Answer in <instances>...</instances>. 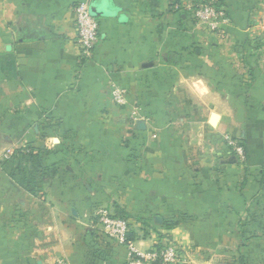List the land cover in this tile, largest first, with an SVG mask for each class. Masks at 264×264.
I'll return each instance as SVG.
<instances>
[{"label": "crops", "instance_id": "crops-1", "mask_svg": "<svg viewBox=\"0 0 264 264\" xmlns=\"http://www.w3.org/2000/svg\"><path fill=\"white\" fill-rule=\"evenodd\" d=\"M82 1L0 0V152L30 146L43 174L29 193L0 169V264H127L94 220L110 202L128 221L147 218L129 228L138 251L171 241L188 264L232 250L264 264V0L243 1L214 42L185 33L172 0H105L113 14L97 18L86 63ZM112 84L126 90L124 108Z\"/></svg>", "mask_w": 264, "mask_h": 264}, {"label": "built area", "instance_id": "built-area-1", "mask_svg": "<svg viewBox=\"0 0 264 264\" xmlns=\"http://www.w3.org/2000/svg\"><path fill=\"white\" fill-rule=\"evenodd\" d=\"M91 3V0H84L75 7L74 11L76 19L75 41L79 49V56L84 63L91 58L95 44L98 41L99 23L97 18L91 16L89 13ZM197 16L210 29L217 28L219 24L228 25V20L224 17L223 12L215 11L207 6L203 7L197 13ZM126 95V90L116 84L111 85L110 98L112 103L117 107H124L126 105ZM224 140L232 154L240 162H243L245 156L241 144L226 135L224 136ZM27 153L28 150L23 151V154ZM17 158L18 153L15 150H5L0 155V167ZM94 220L100 226L103 235L107 239L127 251L129 256L127 264H188L187 259L184 258L185 252L183 248L171 241L158 243L146 252L138 251L134 246V242L129 239L128 223L123 219L115 217L106 208L98 209Z\"/></svg>", "mask_w": 264, "mask_h": 264}, {"label": "rangeland", "instance_id": "rangeland-1", "mask_svg": "<svg viewBox=\"0 0 264 264\" xmlns=\"http://www.w3.org/2000/svg\"><path fill=\"white\" fill-rule=\"evenodd\" d=\"M243 1H247V0H172L169 1V8H170V12H173L174 15H177L178 17H183V22H184V32L185 33H189L190 31H192L193 29H198L200 28V32L206 36H212L211 38L209 37L208 39H211L214 42V39L219 40V41H223V38L226 36V28L228 27L229 23L231 22V16H233L234 14H238V8L242 7L243 9ZM177 2V3H176ZM210 7L212 9H214L215 11H220L223 12L224 17L228 20V25H223V24H219L217 28L215 29H210L205 23H202L200 18L197 16V13H199L201 11V9L203 7ZM230 9L229 10H227ZM241 9V11L239 13H242L243 16V10ZM231 14V15H230ZM207 41L203 42L206 43ZM195 45V44H193ZM200 49L197 46L191 47L190 49L186 48L185 50V57H184V69H191L192 68V62L191 59H195V50ZM188 51V54L187 52ZM188 58H187V57ZM172 66H175V62L172 61ZM207 67V66H206ZM112 102V101H111ZM113 104V103H112ZM115 108H117V106L115 104H113ZM124 108V107H123ZM134 118L133 117H128V121H133ZM225 141V140H224ZM226 143V141H225ZM227 145V144H226ZM30 147L28 145H24L18 149H15V151H19L22 150L24 148ZM31 148V147H30ZM33 149V148H32ZM7 150V149H5ZM3 150L2 152H0V155L5 151ZM14 150V149H12ZM33 159L32 162L33 163V167H30V163L27 162V164L25 165V167H20V161H18L17 159H14L13 161H11L10 163H6L4 164L3 167H0V169L2 171H4L8 178L13 181L15 184H18L22 189H24L25 192H29V193H37L39 191H37V184H38V180L39 178H41L43 176L39 175V173L37 172V174L35 173L34 169L36 166V161L37 158L39 156V153H37L34 149H33ZM43 155V154H42ZM23 166V165H21ZM96 176L93 175V182L95 183V178ZM104 186H106V191L110 194L113 193V187H110V182L109 180H107V178L105 179V182L103 183ZM110 188V189H108ZM110 212L113 215H117V217L119 216L121 219H123L124 221H126L129 225V228L131 227V225H133V223H135V221L137 223H139L141 226H143L144 228H147L148 226V220L145 216H143V212H136L135 215L133 216L134 219H136L135 221H128L129 217L125 216V214L119 213V207L116 205L115 202H110ZM133 222V223H132ZM154 222V221H153ZM154 225H156L155 223H153ZM151 225V224H149ZM243 244V242H242ZM243 247V245H242ZM243 250V249H242ZM3 254V251H2ZM1 255V252H0ZM7 257L9 262H15V253L13 250H8L7 253ZM224 256H219V257H215V262L214 264H238V261L240 258H242L243 260V251L242 253L236 251V250H232L228 255L225 256V258H223Z\"/></svg>", "mask_w": 264, "mask_h": 264}, {"label": "water", "instance_id": "water-1", "mask_svg": "<svg viewBox=\"0 0 264 264\" xmlns=\"http://www.w3.org/2000/svg\"><path fill=\"white\" fill-rule=\"evenodd\" d=\"M89 13L91 16L95 18H101V17H110L112 16L113 12L109 10L107 2L105 0H102L100 3L92 2L89 6ZM152 64H146L144 67H150ZM215 115H212L210 118L211 124L214 119ZM213 125V124H212ZM138 128L140 130H143L144 126L142 123L138 125Z\"/></svg>", "mask_w": 264, "mask_h": 264}, {"label": "trees", "instance_id": "trees-1", "mask_svg": "<svg viewBox=\"0 0 264 264\" xmlns=\"http://www.w3.org/2000/svg\"><path fill=\"white\" fill-rule=\"evenodd\" d=\"M24 150H28V153L27 154H23ZM16 152L18 153V161H20V164H19L20 167H25L27 162L28 163L32 162V159H33V155H32L33 149L32 148L27 147V148H24L23 150H19V151H16ZM30 164H31L30 166H33L32 165L33 163H30ZM21 165H23V166H21ZM119 213H121V212L119 211ZM114 216L117 217V215H114ZM118 218H120V217L118 216ZM128 227H129V225H128ZM168 227H170V226H168ZM128 236H129V239L132 240L130 230H129ZM238 264H245L243 262L242 258L239 259Z\"/></svg>", "mask_w": 264, "mask_h": 264}, {"label": "bare ground", "instance_id": "bare-ground-1", "mask_svg": "<svg viewBox=\"0 0 264 264\" xmlns=\"http://www.w3.org/2000/svg\"><path fill=\"white\" fill-rule=\"evenodd\" d=\"M214 121V120H213Z\"/></svg>", "mask_w": 264, "mask_h": 264}]
</instances>
